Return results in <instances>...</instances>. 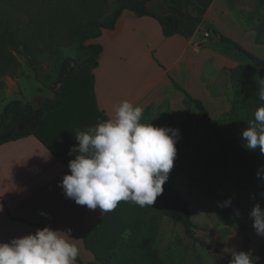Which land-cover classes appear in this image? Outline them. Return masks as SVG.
Instances as JSON below:
<instances>
[{"label": "crops", "instance_id": "crops-1", "mask_svg": "<svg viewBox=\"0 0 264 264\" xmlns=\"http://www.w3.org/2000/svg\"><path fill=\"white\" fill-rule=\"evenodd\" d=\"M227 2L213 0L190 37L179 33L165 36L154 17L138 16L127 9L114 29H103L96 38L103 51L99 65L92 69V79L89 75L86 79L84 75L76 76L64 107L49 112L34 134L0 145V243L34 234L46 226L71 228L80 249L76 264H98L85 246V237L106 212L78 205L65 196L60 185L70 174L68 164L74 155L70 156L69 151L78 144L74 134L114 118L124 101L143 108L141 123L179 129L175 160L183 165L186 160L201 157L210 128L203 107L211 116L206 103L217 99L222 81L233 68L250 60L221 39L223 35L247 49L227 35L219 23L220 15L230 11ZM165 7L166 0L147 3V9L157 15L163 14ZM206 30L209 37H204ZM253 38L256 45H261L256 43L255 35ZM49 81L53 89L55 83ZM173 81L201 100L203 106L189 100ZM54 97L53 89L52 97L36 104L22 101L40 107Z\"/></svg>", "mask_w": 264, "mask_h": 264}, {"label": "trees", "instance_id": "trees-1", "mask_svg": "<svg viewBox=\"0 0 264 264\" xmlns=\"http://www.w3.org/2000/svg\"><path fill=\"white\" fill-rule=\"evenodd\" d=\"M98 1L103 3L106 0ZM150 1L152 0L122 1L110 20L90 21L86 26L75 29L74 34L77 36L79 47L87 55L85 61L74 64L69 57L62 61L55 81L58 86H53L55 97L46 100L42 106L34 107L20 99L6 102L0 112V145L34 134L49 112L64 107L68 102L70 88L76 82V76L89 75V79H92V69L99 65L100 54L103 51L102 45L93 40L102 34L103 29H114L124 10H131L138 16L154 17L161 25L165 36L179 33L190 37L203 20L213 0H166L165 12L161 15L147 9V3ZM261 2L264 3V0ZM255 31L256 43L264 44V20L256 26ZM214 32L220 34L216 30ZM220 36L223 41L232 43L243 51L254 66L241 64L231 70V78L237 84L236 101L225 124L221 125L218 120L212 118L205 107L202 109L211 134L218 142L219 154L223 161L220 178L215 182V190L203 191L217 205L219 213L231 226L244 228L248 223H254L253 218H250L252 208L257 203L264 208V184H259L264 181V154L259 149L248 150L243 146L242 140L243 130L248 127V122L254 119L256 109L264 103L258 100L256 94V79L264 78V59L242 48L234 40ZM21 47H24V44L18 32L6 22H2L0 77L14 68L17 59L13 52ZM173 83L198 107L203 106L201 100L193 98L175 81ZM238 83H242L243 87H239ZM200 159L201 157L196 158L194 164ZM173 174L172 170L164 184L165 203L155 202L148 206L141 216L136 217L128 209V202L121 201L116 209L106 212L98 225L89 229L85 237V246L93 252L98 264H167L155 250L158 231L165 216L173 221H181L189 238L204 247H211L208 242L196 235L195 229L200 226L192 218L188 200L174 186ZM190 177L201 191V179L196 173ZM229 198L232 200L230 207L218 206V203ZM237 211L239 215H236Z\"/></svg>", "mask_w": 264, "mask_h": 264}, {"label": "rangeland", "instance_id": "rangeland-1", "mask_svg": "<svg viewBox=\"0 0 264 264\" xmlns=\"http://www.w3.org/2000/svg\"><path fill=\"white\" fill-rule=\"evenodd\" d=\"M122 1L130 0H106L103 3L98 0H0V29L1 23L6 22L18 32L24 44L13 52L17 59L14 68L0 77V110L12 99L36 104L52 97L49 80L55 83L62 61L69 57L74 64H81L87 57L79 47L74 30L90 21L110 20ZM227 3L230 11L220 15L219 20L224 32L264 59V44L256 45L253 38L256 37V26L264 20V3L261 0H228ZM244 65L254 66L251 60ZM236 86L230 71L218 89L217 99L206 103L211 117L221 125L228 121L234 108ZM238 86L243 87V84L238 83ZM208 136L203 142L200 161L196 160L194 164L193 160H186L182 165L181 160H175L172 170L174 186L188 200L192 218L200 226L195 229L196 235L211 247H204L189 238L181 221L165 216L155 250L167 264H229L232 259L230 249L249 252L252 264H264V237L256 233L253 223L244 228L231 226L203 191L215 190V182L223 168L219 145L210 128ZM178 168L183 174H178ZM193 173L202 181L201 191L190 177ZM259 184L263 185L264 181ZM156 202L165 203L164 192ZM128 209L137 217L148 206L128 202Z\"/></svg>", "mask_w": 264, "mask_h": 264}, {"label": "clouds", "instance_id": "clouds-1", "mask_svg": "<svg viewBox=\"0 0 264 264\" xmlns=\"http://www.w3.org/2000/svg\"><path fill=\"white\" fill-rule=\"evenodd\" d=\"M256 84L258 100L264 102V78L256 79ZM142 115L141 106L124 101L114 118L74 134L78 144L69 151L70 156L74 155L68 164L70 174L60 185L67 198L91 210L99 208L102 213L113 211L121 201L140 207L156 202L174 167L180 131L141 123ZM242 140L248 150L259 149L264 154V103L243 130ZM231 204L229 198L218 206ZM250 218L256 233L264 236V208L259 203L252 208ZM76 240L71 228L46 226L34 234L0 243V264H76L80 252ZM230 252L229 264H252L249 252Z\"/></svg>", "mask_w": 264, "mask_h": 264}, {"label": "built area", "instance_id": "built-area-1", "mask_svg": "<svg viewBox=\"0 0 264 264\" xmlns=\"http://www.w3.org/2000/svg\"><path fill=\"white\" fill-rule=\"evenodd\" d=\"M210 36V32L208 31V30H206L205 32H204V37H209Z\"/></svg>", "mask_w": 264, "mask_h": 264}]
</instances>
